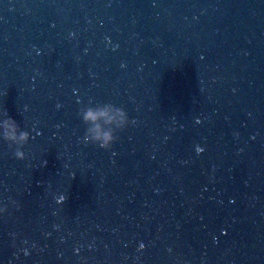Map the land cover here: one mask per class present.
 <instances>
[{
  "label": "water",
  "instance_id": "95a60500",
  "mask_svg": "<svg viewBox=\"0 0 264 264\" xmlns=\"http://www.w3.org/2000/svg\"><path fill=\"white\" fill-rule=\"evenodd\" d=\"M5 114L0 264H264V0H0Z\"/></svg>",
  "mask_w": 264,
  "mask_h": 264
},
{
  "label": "clouds",
  "instance_id": "9594fccd",
  "mask_svg": "<svg viewBox=\"0 0 264 264\" xmlns=\"http://www.w3.org/2000/svg\"><path fill=\"white\" fill-rule=\"evenodd\" d=\"M82 119L90 125L85 141L91 140L102 148H110L117 139V131L124 129L129 123L127 114L112 105L89 107L82 113ZM0 138L21 144L27 142L30 135L27 131L20 130L16 121L5 114L4 118H0ZM16 156L23 159L24 154L18 150ZM5 211V208H0V214Z\"/></svg>",
  "mask_w": 264,
  "mask_h": 264
}]
</instances>
